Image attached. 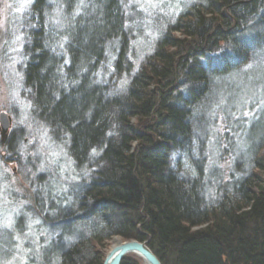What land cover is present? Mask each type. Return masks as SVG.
Here are the masks:
<instances>
[{"label": "trees", "instance_id": "1", "mask_svg": "<svg viewBox=\"0 0 264 264\" xmlns=\"http://www.w3.org/2000/svg\"><path fill=\"white\" fill-rule=\"evenodd\" d=\"M128 5L30 1L22 95L80 180L40 176L27 264H103L113 236L162 264H264V0L191 3L138 67Z\"/></svg>", "mask_w": 264, "mask_h": 264}, {"label": "rangeland", "instance_id": "2", "mask_svg": "<svg viewBox=\"0 0 264 264\" xmlns=\"http://www.w3.org/2000/svg\"><path fill=\"white\" fill-rule=\"evenodd\" d=\"M30 1L0 0V114L10 118L4 139L0 122V264H27L30 255L38 256L40 236L46 235V230L39 228L36 205L37 193L44 186L40 176L58 192L80 180L65 146L54 141L48 129L34 118L31 103L22 95L24 22ZM196 1L129 0L126 13L135 36L130 49L135 67L153 51L168 21ZM225 166L228 163L220 165ZM112 238L103 249L105 257L112 248ZM130 256L146 264L140 257Z\"/></svg>", "mask_w": 264, "mask_h": 264}, {"label": "water", "instance_id": "3", "mask_svg": "<svg viewBox=\"0 0 264 264\" xmlns=\"http://www.w3.org/2000/svg\"><path fill=\"white\" fill-rule=\"evenodd\" d=\"M1 135L4 139L10 127V118L6 113L0 114ZM2 139V140H3ZM140 256L146 264H162L155 252L150 248L148 242L138 240H125L112 248L106 255L103 264H121L122 260L129 255Z\"/></svg>", "mask_w": 264, "mask_h": 264}, {"label": "bare ground", "instance_id": "4", "mask_svg": "<svg viewBox=\"0 0 264 264\" xmlns=\"http://www.w3.org/2000/svg\"><path fill=\"white\" fill-rule=\"evenodd\" d=\"M120 243H122V241H120V239L118 238V237H113L112 238V248H114L115 246H117V245H119ZM111 248V249H112ZM156 254V253H155ZM132 255H135V256H137L138 258L140 257V256H138V255H136V254H132ZM130 256V255H129ZM127 257V256H126ZM158 257V256H157ZM140 259H142L141 257H140ZM143 260V259H142Z\"/></svg>", "mask_w": 264, "mask_h": 264}, {"label": "snow or ice", "instance_id": "5", "mask_svg": "<svg viewBox=\"0 0 264 264\" xmlns=\"http://www.w3.org/2000/svg\"><path fill=\"white\" fill-rule=\"evenodd\" d=\"M227 56H228V53H225V54H224V58H226Z\"/></svg>", "mask_w": 264, "mask_h": 264}]
</instances>
